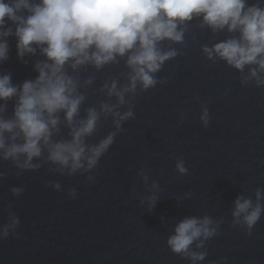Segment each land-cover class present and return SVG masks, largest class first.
Returning a JSON list of instances; mask_svg holds the SVG:
<instances>
[{
  "label": "water",
  "instance_id": "95a60500",
  "mask_svg": "<svg viewBox=\"0 0 264 264\" xmlns=\"http://www.w3.org/2000/svg\"><path fill=\"white\" fill-rule=\"evenodd\" d=\"M7 27L15 32L11 22L6 21ZM227 36L201 28L194 19L183 44L164 45L178 51L156 76L166 82L147 92L138 88L135 97H126L135 106L134 118L122 124L91 173L61 176L45 164L18 174L11 162L0 160V225L7 222L8 205L20 220L15 233L0 239V264H190L171 252L167 238L184 217L205 215L223 222L220 235L206 242L201 264H264V214L251 235L232 227L231 216L238 195L254 200L256 189L264 190V87L242 85L247 69L241 74L203 55L202 45L211 47ZM7 42L8 59L0 64V74H11L14 85L35 79L34 64L44 57L37 52L20 60L16 37ZM127 71L124 61L97 73L81 70V80L92 74L96 79L82 89L87 100L80 116L88 107L99 110L108 99L99 88L113 78L126 83ZM14 103L7 102V117ZM202 106L209 112L207 128L200 122ZM126 110L127 105L121 108ZM67 131L62 125L56 139L68 138ZM112 131L111 118L102 117L87 143H98ZM181 158L186 175L175 169ZM142 168L149 176L147 187L137 175ZM152 180L160 191L149 211L141 200L152 194ZM51 182H59L63 190L45 187ZM14 186L24 189L20 196L12 195ZM70 189L76 190L75 199L68 197Z\"/></svg>",
  "mask_w": 264,
  "mask_h": 264
},
{
  "label": "clouds",
  "instance_id": "9594fccd",
  "mask_svg": "<svg viewBox=\"0 0 264 264\" xmlns=\"http://www.w3.org/2000/svg\"><path fill=\"white\" fill-rule=\"evenodd\" d=\"M194 19L213 34H228L211 47L201 46L209 61H222L241 74L247 69L241 84L264 87L261 0L251 6L247 0H0V64L8 59L7 38L13 35L18 59L37 52L44 57L34 64L36 78L21 85L12 83L11 74H0V160L11 162L18 174L38 171L45 164L52 165L49 171L61 176L91 173L113 145L122 124L134 118L135 106L126 97H135L138 88L147 92L166 82L156 76L178 51L164 45L183 44ZM6 21L15 25V32L6 28ZM120 61L128 70L126 83L115 78L105 81L99 92L108 99L99 104V110L88 107L81 117V106L87 100L82 89L91 87L96 79L92 74L81 80V70L91 68L97 73ZM13 99V114L7 117V102ZM126 105L127 110L121 112ZM102 117L111 118L115 131L98 143H87ZM209 121L208 109L202 106L200 122L207 128ZM62 125L68 130V138L56 139ZM175 169L180 175L187 174L182 158L176 160ZM137 175L147 187L149 176L145 170L140 169ZM87 179L91 182L94 177L88 175ZM45 187L58 193L63 190L59 182ZM148 190L152 194L141 203L146 201L151 211L158 200V183L152 180ZM10 191L20 196L24 189L14 186ZM67 195L75 199L76 190L70 189ZM262 201L264 190L260 188L254 200L238 195L231 211L232 227L251 235L264 214ZM6 211L7 222L0 225V239L8 238L20 225L11 205ZM222 222L207 215L186 216L175 224L167 246L190 264H201L207 256L206 242L220 235Z\"/></svg>",
  "mask_w": 264,
  "mask_h": 264
}]
</instances>
